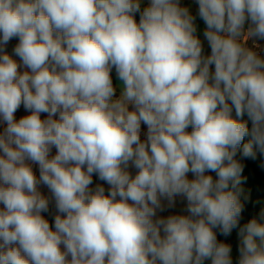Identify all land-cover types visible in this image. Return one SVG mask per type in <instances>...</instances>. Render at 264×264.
Returning <instances> with one entry per match:
<instances>
[{
    "label": "clouds",
    "instance_id": "1",
    "mask_svg": "<svg viewBox=\"0 0 264 264\" xmlns=\"http://www.w3.org/2000/svg\"><path fill=\"white\" fill-rule=\"evenodd\" d=\"M195 2L210 54L180 0H0V264H233L216 230L241 145L264 156V0ZM239 238L264 264V223Z\"/></svg>",
    "mask_w": 264,
    "mask_h": 264
},
{
    "label": "trees",
    "instance_id": "2",
    "mask_svg": "<svg viewBox=\"0 0 264 264\" xmlns=\"http://www.w3.org/2000/svg\"><path fill=\"white\" fill-rule=\"evenodd\" d=\"M143 8V7H142ZM195 23L197 25V35L202 40L203 37V29L204 24L203 21L198 16V9L194 13ZM136 19L139 21V13L136 14ZM18 43L17 38H13L9 41L6 46V50L9 54H12L15 45ZM204 52L207 54L206 47L204 46ZM115 69L112 71L113 83L115 80ZM233 116L235 117V110L233 109ZM244 121L248 122L249 128L251 127V121L248 120L247 115L245 114L242 118ZM249 138L245 137L244 143L247 142ZM236 159L243 165V171L240 174V184L237 186V191L239 193L240 201L243 205L239 225L237 228H234L232 232L225 236L222 235L219 230L217 231V239L220 242H224L231 245L232 250L237 245V241L235 238L236 233H239V227L243 226L251 219L255 218L258 222L264 223V156H262L259 152H257L256 157L253 159L251 157H245L242 154V145L238 150ZM215 177V173H211ZM103 185L106 189H108V185L99 180V178L94 174L93 175V184L92 188H95L96 185ZM53 218L49 221L50 224L53 223L54 215H55V207L53 206ZM211 264V261L208 262Z\"/></svg>",
    "mask_w": 264,
    "mask_h": 264
},
{
    "label": "rangeland",
    "instance_id": "3",
    "mask_svg": "<svg viewBox=\"0 0 264 264\" xmlns=\"http://www.w3.org/2000/svg\"><path fill=\"white\" fill-rule=\"evenodd\" d=\"M146 2H148V0H142V5L145 4ZM180 3H181L182 6L189 7L190 12L193 15L197 11V9H198V5L196 4L195 0H180ZM202 42H203V45L206 47L207 54H210V47L208 46L207 41L203 38L202 39ZM15 58L17 60H19L18 57H15ZM114 86H115V84H114ZM116 95L119 96L118 91H117ZM27 114H29V113L26 112V110L23 108V106H21L20 109H18L17 112L15 113L17 119H19L20 117H22L24 115H27ZM45 116H46V114H42V118H44ZM2 129H3V125H0V131H2ZM54 152H55V149H53V153ZM33 168H34V171L36 172V174L39 175L38 167L35 166V165H33ZM39 187H40V191L44 195H46V196H48L50 198V208H49V211L46 212V213H42L45 216V218L50 221L53 218V214H54V211H53L54 201L51 200V193L49 192V190L45 186L41 185ZM235 238H236V241H237V245L232 250L231 255H232V259H233V264H238V258H239L238 248H239V242H240L239 233H236ZM209 261L210 260H206L204 262V264H208Z\"/></svg>",
    "mask_w": 264,
    "mask_h": 264
},
{
    "label": "crops",
    "instance_id": "4",
    "mask_svg": "<svg viewBox=\"0 0 264 264\" xmlns=\"http://www.w3.org/2000/svg\"><path fill=\"white\" fill-rule=\"evenodd\" d=\"M147 3L148 2L143 4L142 7L147 6ZM130 171H132L134 173L135 169L130 168ZM189 176L191 177V173L189 174ZM164 204H165L164 210L163 211H158V213H157L159 216L167 217L168 215H171V214H186V213H184V208H185V205H186V201H184L180 197L176 198V203H175L174 207H171V208L167 207V202L166 201H164Z\"/></svg>",
    "mask_w": 264,
    "mask_h": 264
},
{
    "label": "built area",
    "instance_id": "5",
    "mask_svg": "<svg viewBox=\"0 0 264 264\" xmlns=\"http://www.w3.org/2000/svg\"><path fill=\"white\" fill-rule=\"evenodd\" d=\"M262 44H264V42H260ZM249 44H251V41H249ZM146 132V127L142 125V133H141V138L143 139L144 138V134Z\"/></svg>",
    "mask_w": 264,
    "mask_h": 264
},
{
    "label": "water",
    "instance_id": "6",
    "mask_svg": "<svg viewBox=\"0 0 264 264\" xmlns=\"http://www.w3.org/2000/svg\"><path fill=\"white\" fill-rule=\"evenodd\" d=\"M114 84H115V86H117V91L120 94L119 87H118L119 81L117 80V76H115Z\"/></svg>",
    "mask_w": 264,
    "mask_h": 264
}]
</instances>
